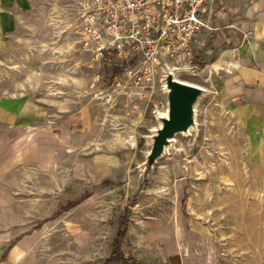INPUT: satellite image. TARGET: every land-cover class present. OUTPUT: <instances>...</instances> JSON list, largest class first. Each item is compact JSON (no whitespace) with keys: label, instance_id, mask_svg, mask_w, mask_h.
Masks as SVG:
<instances>
[{"label":"rangeland","instance_id":"obj_1","mask_svg":"<svg viewBox=\"0 0 264 264\" xmlns=\"http://www.w3.org/2000/svg\"><path fill=\"white\" fill-rule=\"evenodd\" d=\"M84 3L0 0V21L6 24L15 10L20 20L0 42V165L12 130L6 123L10 99L17 100L19 119L31 117L30 130L60 133L53 129L59 121L89 106L101 116L96 146L79 154L72 146L63 153L58 148L56 156L48 152L42 168L36 161L27 168L23 161L4 165L1 182L10 173L17 205L31 210L26 264H105L121 229L125 258L111 264H174L184 245L190 259H245L253 249L249 239L257 237L249 238L239 223L249 212L253 220L264 214V177L251 164L246 123L232 111L231 96L215 75L204 81L208 89L195 104V126L177 133L148 165L161 124L155 113L168 109L163 72L136 86L124 69L138 68V60L98 64L82 39ZM191 225L199 231L186 235Z\"/></svg>","mask_w":264,"mask_h":264},{"label":"crops","instance_id":"obj_2","mask_svg":"<svg viewBox=\"0 0 264 264\" xmlns=\"http://www.w3.org/2000/svg\"><path fill=\"white\" fill-rule=\"evenodd\" d=\"M18 15L15 10L6 24L0 21V42L17 29L20 21ZM209 18L214 29L200 31L193 40L196 59L201 64L200 76L194 81L185 82L199 85L206 91L208 87L204 81L216 76L221 90H226L231 96L232 111L238 110V115H242V121L246 123L251 164L261 170L264 177V0H216ZM16 104L15 98L6 104L9 108L6 123L12 130L8 131L11 135L7 134V145L4 147L7 152L1 153L4 157L0 173L4 171L5 164L16 166L19 161L25 163V168L32 161L38 162L42 168L43 158L48 152L56 156L58 148L63 153L64 149L72 146L71 153L74 154L72 151L75 148L79 154L83 147L96 146L95 123L101 116L91 106L73 114L67 121H59L53 128L56 130L59 127L58 133L47 127L45 131L30 130L34 126L31 117L24 115L19 119L14 112ZM21 127L26 129L21 130ZM16 130L20 132L19 135H16ZM15 186L16 181L10 177V173L6 181L0 180V264H26L32 242V233L26 226V219L32 217L31 210L17 205ZM22 203L20 201L18 204ZM239 225L247 228L244 233L248 237L253 235L257 239H249L253 249L247 250L245 259H238L232 264H264V214L253 220L249 212ZM197 230L193 225L184 228L186 235ZM186 250L184 245L181 259L174 264H226L211 259L187 258Z\"/></svg>","mask_w":264,"mask_h":264},{"label":"built area","instance_id":"obj_3","mask_svg":"<svg viewBox=\"0 0 264 264\" xmlns=\"http://www.w3.org/2000/svg\"><path fill=\"white\" fill-rule=\"evenodd\" d=\"M215 3L216 0H85L82 39L103 67L112 59L138 60V68L124 69L136 86L151 82L160 70L164 81L168 71L183 80L182 74H198L193 40L200 31L214 29L209 14ZM114 65L121 67L123 63ZM109 97L114 99L112 93ZM160 114L157 111L155 118L159 119Z\"/></svg>","mask_w":264,"mask_h":264},{"label":"water","instance_id":"obj_4","mask_svg":"<svg viewBox=\"0 0 264 264\" xmlns=\"http://www.w3.org/2000/svg\"><path fill=\"white\" fill-rule=\"evenodd\" d=\"M165 84L168 97V116H159L161 125L155 129L153 144L148 154V165L163 155L177 133L188 132L195 126V104L205 89L175 78L167 72Z\"/></svg>","mask_w":264,"mask_h":264},{"label":"trees","instance_id":"obj_5","mask_svg":"<svg viewBox=\"0 0 264 264\" xmlns=\"http://www.w3.org/2000/svg\"><path fill=\"white\" fill-rule=\"evenodd\" d=\"M120 68L114 69V72H119ZM126 233L125 230H122L118 233L117 238L114 241V246H113V252L108 256L105 260V264H111L113 261H117L120 259L125 258L123 251L121 249V240Z\"/></svg>","mask_w":264,"mask_h":264},{"label":"bare ground","instance_id":"obj_6","mask_svg":"<svg viewBox=\"0 0 264 264\" xmlns=\"http://www.w3.org/2000/svg\"><path fill=\"white\" fill-rule=\"evenodd\" d=\"M175 78H177V76H174ZM183 81V80H182ZM160 115L162 116H168V109L166 111H164L163 113H161ZM161 125V124H160ZM167 148V147H166Z\"/></svg>","mask_w":264,"mask_h":264}]
</instances>
